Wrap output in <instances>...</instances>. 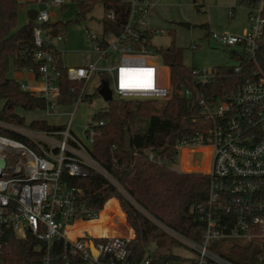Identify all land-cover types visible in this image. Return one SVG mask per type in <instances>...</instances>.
Instances as JSON below:
<instances>
[{"label": "built area", "instance_id": "1", "mask_svg": "<svg viewBox=\"0 0 264 264\" xmlns=\"http://www.w3.org/2000/svg\"><path fill=\"white\" fill-rule=\"evenodd\" d=\"M75 1L101 2L105 7L103 17L115 19V11L106 8L107 0ZM66 2H31V8L37 10L33 40L38 69L27 68L35 75L34 84L21 82L20 86L43 99L45 106L41 110L47 115H60V107L70 105L60 101L62 72L56 63L59 59L56 52L61 53L56 41L65 43L66 39L64 31L53 32V26L49 25L54 22L50 11L36 6L64 7ZM122 2L130 6L123 30L105 32L102 25L101 36L91 35L97 57L84 65L66 66L68 78L82 83L72 103L76 104L74 110L65 113L70 117L67 123L47 122L50 127H36L0 119V128L13 134H0V159L5 160V165H0V247L5 230H12L18 238H26L31 233L44 249L39 264H151L150 254L137 262L131 259L129 236L92 234L88 228L72 236L68 233V227H74L79 221L98 219L106 204L95 211L81 203L78 189L68 185L66 174L81 178L98 172L121 188L92 154L93 137L88 136L85 141L72 129L77 105L86 98L88 82L96 72L105 74L112 81L109 85L113 96L116 93L122 99L150 98L166 102L173 93L170 69L166 66L169 78L164 83V69L154 59L147 36L150 29L142 27L144 15L160 6L162 0ZM249 12L253 24L243 34L210 35L221 45L236 48H231L230 53L238 63L228 66L233 69L232 74L239 76L235 83L221 95L207 96L199 85L214 81L216 68L194 67L191 69L193 83L179 90L181 96L200 107V117L207 126L193 139L177 143L178 157L174 163L179 161L184 149L207 148L206 171L204 168L199 171L209 175L210 183L207 207L201 215L204 227L200 240L190 239L165 222L151 218L194 251V256L165 264H237L212 249L211 243L223 238H236L240 243H264V68L259 63L264 39L262 4L250 7ZM241 61L250 66L244 74ZM103 124V120L92 122L86 125L85 132Z\"/></svg>", "mask_w": 264, "mask_h": 264}, {"label": "trees", "instance_id": "2", "mask_svg": "<svg viewBox=\"0 0 264 264\" xmlns=\"http://www.w3.org/2000/svg\"><path fill=\"white\" fill-rule=\"evenodd\" d=\"M107 1L106 8L113 9L116 16L114 20L103 17V29L105 32L120 33L128 19L130 6L122 0ZM194 2L196 4L197 0ZM240 2L249 9L262 4L264 17V0ZM19 4V0H0V119L24 125L25 119L20 111L42 109L45 103L40 97L23 90L21 82L9 74L11 69H38L34 56L35 22L30 20L18 26ZM96 4V1L80 2L75 20L86 19ZM68 24L69 21L56 20L49 25L53 26V32L56 33L66 32ZM147 36L151 42L153 32L149 30ZM159 53L170 69L173 88L162 111L157 112L154 100L114 98L108 102V108L94 114V122L103 120L104 124L87 130L88 136L94 139L92 154L110 171L121 188L98 172L81 178L67 174L64 176L69 186L78 189L81 203L95 211L106 204L99 220L76 225L74 234L88 228L92 234L130 236L128 222L134 230V236L130 240L131 259L137 262L150 254L151 264H165L180 259V256L173 253V248L181 244L151 218L165 222L190 239L200 240L204 227L201 215L207 207L210 183L207 173L196 171L206 169L207 165H193L191 160L193 153L208 151L203 147H191L182 151L183 168L189 171H179L167 166L169 162L177 160V143L193 139L207 124L200 117V107L179 93L184 86L193 83L191 69L182 60V48L173 41L167 48L160 47ZM56 55L59 58L56 63L62 72L60 101L72 104L79 95L82 83L68 78L61 53L56 52ZM240 63L243 65V74L250 70V66L244 61ZM259 63L264 68V39L260 46ZM214 68L217 78L208 84L199 85L200 90L210 97L221 95L224 89H229L239 78L232 74L233 69L228 66ZM104 79L112 83L110 77L102 74V80ZM140 122H145L146 125L135 127ZM29 124L50 127L45 119H33ZM126 132L131 136L132 151H124ZM0 134L13 135L1 128ZM150 154L154 157L151 158ZM113 197L119 199L127 222L118 209V200ZM2 242L0 259L3 264H39L44 249L33 234L18 238L12 230H5ZM259 244L261 245L257 242L241 243L235 245L237 253L222 254L237 264H255L256 260L264 261V243Z\"/></svg>", "mask_w": 264, "mask_h": 264}, {"label": "rangeland", "instance_id": "3", "mask_svg": "<svg viewBox=\"0 0 264 264\" xmlns=\"http://www.w3.org/2000/svg\"><path fill=\"white\" fill-rule=\"evenodd\" d=\"M29 1L19 0V27L28 21L27 11L31 7ZM79 3L75 0H67L66 6L63 8L59 6L47 7L46 5L36 6L38 9H48L52 20L69 21L64 35L66 42L56 41L58 48L62 52L63 61L67 66L85 64L89 60L91 62L98 55L94 50L91 35L101 36L102 17L105 7L101 2L97 3L86 19L78 21L75 19L78 17L80 10ZM200 3L204 4V6L197 5ZM162 4L164 5H160L155 10H151L144 15L142 27L144 29L149 28L153 32L150 45L154 59L164 69L162 77L164 83L168 81L169 70L164 64L162 55L159 53V48H167L173 41L176 46L182 48V60L189 69L196 67L200 70H210L214 67H232L237 65L238 62L230 53L231 48H236L221 45L218 40L211 38L210 35L211 33L241 35L245 30L249 29L253 22L249 15V8L245 4H242L240 0H203L196 4L194 0H162ZM172 20H188L192 23V27L188 29L173 23L171 24L170 21ZM26 73L28 71L24 72V74ZM9 74L14 75L12 69L9 71ZM27 78L28 75L25 78L28 85L29 79ZM101 82L102 74L96 72L86 86V100L81 101L77 105V111L73 118V131L85 141H88V135L85 132L86 125L94 122L93 117L95 113L108 108V101L99 93ZM114 98L119 99L120 97L115 93ZM164 104L165 102L155 101L157 112L162 111ZM75 106L76 104H70L60 107V115H47L41 109L20 111V115L24 117L25 125L39 117L45 119L49 124L62 125L67 123L70 118L65 113L73 111ZM145 125V122H140L135 127L138 128V126ZM207 157L208 152L193 153L191 158L192 164L204 166ZM177 163L169 162L168 167L180 170L183 163ZM193 170L195 171V169ZM204 170L206 171V169ZM116 199L120 204L119 199ZM240 242L241 240L236 238H223L212 242L211 247L220 253L233 254L238 252L235 245H240ZM258 245L261 244L258 243ZM173 253L180 257L194 256V251L182 243L173 248ZM0 264H3L2 259H0ZM255 264H264V261L256 260Z\"/></svg>", "mask_w": 264, "mask_h": 264}, {"label": "water", "instance_id": "4", "mask_svg": "<svg viewBox=\"0 0 264 264\" xmlns=\"http://www.w3.org/2000/svg\"><path fill=\"white\" fill-rule=\"evenodd\" d=\"M29 18L31 20H35L37 17V10L35 8H30L28 11ZM171 23L176 24L178 26H182L185 28L190 29L192 27V23L188 20H172ZM99 93L103 96V98L110 102L111 100L114 99L112 89L110 88L109 81L104 79L102 80V85L99 88ZM126 99H133V98H126ZM147 100H152L148 98ZM132 144H131V136L129 132H126L125 137H124V151H132ZM0 165L4 166L5 165V160L0 159Z\"/></svg>", "mask_w": 264, "mask_h": 264}, {"label": "crops", "instance_id": "5", "mask_svg": "<svg viewBox=\"0 0 264 264\" xmlns=\"http://www.w3.org/2000/svg\"><path fill=\"white\" fill-rule=\"evenodd\" d=\"M32 1H33V0H30L29 2L31 3ZM163 5H164V4L161 3V6H163ZM30 8H31V7H30ZM30 8H29V9H30ZM61 8H63V7H61ZM157 8H158V7H157ZM29 9H28V11H29ZM28 11H27V16H28V21H27V22H29V21L31 20V19L29 18ZM175 13H176V12H175ZM175 13H174V14H175ZM54 21H56V20H54ZM27 22H26V23H27ZM170 23H171V21H170ZM171 24H172V23H171ZM61 58H62V62H63V64L65 65V63H64V61H63V57H62V52H61ZM88 62H90V60L87 61V62H85V64H87ZM80 65H84V63H82V64H80ZM65 66H67V65H65ZM73 66H75V65H73ZM67 67H69V66H67ZM25 71H28V73H26V74L28 75V78H27V79H29V84H28V85L32 86V85L34 84V77H35V75H34V73H32L31 71H29L28 69H23V70H14V69H12V72H14V75H13V74H10V76L16 78V79L19 80L20 82H24L25 84H27V81L25 80V78L27 77V75L24 74ZM35 119H37V118H35ZM39 119H43V118L39 117ZM182 156H183V154L181 153V159L179 160V162H178L177 164H182V163H183ZM181 166H182V167L180 168L181 171H189V170L183 168V165H181ZM118 209H119V211L123 214V216H124V218H125V220H126V222H127V219H126L124 213H123L122 210H121L120 204H119V208H118ZM100 217H101V214H100V216H99L98 219H96V220H92V221H97V220L100 219ZM92 221H89V222H92ZM83 222H85V221H79V222H77V223L75 224V226H76V225H80V224H82ZM89 222H87V223H89ZM127 224L130 226V229H131V235H130L129 237L132 238V237L134 236V230H133V228L131 227V225H130L128 222H127Z\"/></svg>", "mask_w": 264, "mask_h": 264}, {"label": "bare ground", "instance_id": "6", "mask_svg": "<svg viewBox=\"0 0 264 264\" xmlns=\"http://www.w3.org/2000/svg\"><path fill=\"white\" fill-rule=\"evenodd\" d=\"M206 150H207V148H205ZM75 226L74 227H68V233L72 236V235H74V230H75Z\"/></svg>", "mask_w": 264, "mask_h": 264}, {"label": "snow or ice", "instance_id": "7", "mask_svg": "<svg viewBox=\"0 0 264 264\" xmlns=\"http://www.w3.org/2000/svg\"><path fill=\"white\" fill-rule=\"evenodd\" d=\"M151 70H149V72H150ZM147 86H150V84L149 85H147Z\"/></svg>", "mask_w": 264, "mask_h": 264}]
</instances>
